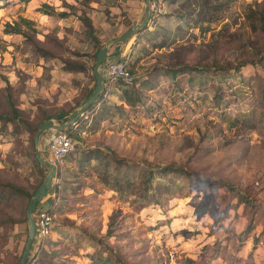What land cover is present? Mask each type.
<instances>
[{
  "label": "rangeland",
  "instance_id": "1",
  "mask_svg": "<svg viewBox=\"0 0 264 264\" xmlns=\"http://www.w3.org/2000/svg\"><path fill=\"white\" fill-rule=\"evenodd\" d=\"M148 11L114 56L127 57L135 85H151L132 105L120 83L101 88L77 118L51 231L24 264H163L169 250L179 261L203 248L218 249L214 264H264V0H149ZM143 17L142 0L0 8V102L10 92L20 110L0 119V264L16 263L27 195L46 173L34 157L38 123L81 104L94 85L95 47ZM64 61L84 68L67 71ZM182 64L202 71L161 73Z\"/></svg>",
  "mask_w": 264,
  "mask_h": 264
},
{
  "label": "built area",
  "instance_id": "2",
  "mask_svg": "<svg viewBox=\"0 0 264 264\" xmlns=\"http://www.w3.org/2000/svg\"><path fill=\"white\" fill-rule=\"evenodd\" d=\"M123 54L119 52L117 56H106L102 60L99 66V71L104 73L102 89L110 88V85L113 83L122 82L129 84L132 81L133 75L129 72L127 57H124ZM76 126L77 122L74 121L66 126L69 130L65 128H48L41 135L39 141L40 151L45 159L54 164V174L51 179V185L53 184V187L50 185L51 188L47 190L45 196L40 200L41 204H35L32 210V218L35 224L32 244L35 247L41 246L43 240L51 231V205L57 198L56 191L60 187L55 181H59V177H61L64 158L74 150L76 140L72 138V135L68 131L76 130ZM78 132H81V130H78ZM163 264H179L173 250H169L166 253Z\"/></svg>",
  "mask_w": 264,
  "mask_h": 264
},
{
  "label": "water",
  "instance_id": "3",
  "mask_svg": "<svg viewBox=\"0 0 264 264\" xmlns=\"http://www.w3.org/2000/svg\"><path fill=\"white\" fill-rule=\"evenodd\" d=\"M142 3H143V11H144V17L142 21L140 22L133 21L120 35L106 41L102 46H100L96 50L93 65H92V70H91V73L94 78V85L91 91L85 97V99L81 102V104L77 108L72 109L69 112L54 116L52 118L50 117V118L44 119L38 123V127L35 130L34 135H33L34 156H35V159L41 165H43V167L46 169V173L43 179L39 182V184L34 189L32 195L27 200L26 208H25V217L27 221V234H26L20 254L15 264H24L26 260L27 253L32 244V240H33L34 232H35V224L32 218V210L35 204L39 202L45 196L47 190L50 188L51 179L54 174V164L42 156L40 148L38 147V144H39L38 141L40 139V136L48 128L62 129L68 126L70 123L76 121L77 118L87 108V106L98 97L99 91L101 90L102 85H103V78L99 71V66L102 60L106 56L116 55L119 51L120 44L124 42L131 35L132 32L136 31L138 28L146 24V21L149 15V11H148L149 10V0H142ZM110 43L113 44L112 51H108V45Z\"/></svg>",
  "mask_w": 264,
  "mask_h": 264
},
{
  "label": "trees",
  "instance_id": "4",
  "mask_svg": "<svg viewBox=\"0 0 264 264\" xmlns=\"http://www.w3.org/2000/svg\"><path fill=\"white\" fill-rule=\"evenodd\" d=\"M64 13H65L64 11L59 12L60 15H62ZM78 18L80 19L82 25L84 26L86 34L93 40V42L95 44L96 43L99 44L98 38L94 35V30H93V26H92V23L90 21V18L85 13H83L82 11L78 14ZM20 20L26 25L30 24V21H28L27 19L20 18ZM6 25H7V27L5 29L8 30L9 32H17V33L22 34V36H24V38H27L26 33L24 31H22L21 29H19L15 25V23H6ZM31 44L33 45L32 42H31ZM99 47H100L99 45H97L95 47V52ZM37 49H39L41 51L40 53H38L41 57L42 56L44 57V55L47 53L46 50H43L40 47H38ZM95 52H94V57H95ZM63 65L67 71L68 70H83V68H84V65H82L80 63H76L74 61H64ZM201 71H202L201 67H194L191 65L182 64V65H177L174 67L163 69L161 71V73L166 74L170 77H174L177 73H187L188 72L189 74L190 73L192 74V72H201ZM129 72L131 73L130 69H129ZM3 80H4L5 86H6V88H3V90L9 89V87H10L9 82L6 79H3ZM117 83H120L121 85H123L122 89H121V93L119 95L120 99L122 101H124L126 104L132 105L136 101H138L140 96H141L140 95L141 93L139 90L142 87H144V85H147L149 83V81L148 80H139L136 85H135V79H132V81L129 84H124L122 82H117ZM150 85L151 84H148V86H150ZM262 89H263V94H264V87ZM4 103L5 104H2L0 102V106L1 105L5 106L4 109H0V119H4V120H17V119H19L20 118L19 117L20 110L14 104L10 92L4 93ZM63 113H65V112H63ZM63 113L56 114L55 116L61 115ZM49 117H51V116L50 115L44 116L41 120L47 119ZM37 127H38V125H37ZM75 131L76 130L68 131V132L72 135ZM113 160H117V159L114 158ZM168 172H170V171L163 168L160 171V174L164 175V174H167ZM34 189L27 195L28 198L32 195ZM12 190L17 191L18 189L13 188ZM18 192H19V190H18ZM178 232H180L181 234H184L187 232V229H180V230H178ZM202 250H204V248L201 249L199 252H197L194 256H182L181 259L179 260V264H214V263L210 262V259L216 255L218 249L208 248L207 252H209V253H205V252L202 253Z\"/></svg>",
  "mask_w": 264,
  "mask_h": 264
},
{
  "label": "crops",
  "instance_id": "5",
  "mask_svg": "<svg viewBox=\"0 0 264 264\" xmlns=\"http://www.w3.org/2000/svg\"><path fill=\"white\" fill-rule=\"evenodd\" d=\"M8 2V0H0V8H3V7H5V5H6V3ZM72 8H74V7H72ZM67 13L69 12V11H66ZM76 12H77V15H76V17H77V20H79L80 21V19L78 18V14L81 12V10L80 9H77L76 10ZM65 15V14H64ZM87 15V14H86ZM62 16H63V14H62ZM88 16V15H87ZM89 17V16H88ZM90 18V17H89ZM90 21H91V23L93 22L92 20H91V18H90ZM81 22V21H80ZM92 26H93V24H92ZM101 73V75H102V78H104V73L103 72H100Z\"/></svg>",
  "mask_w": 264,
  "mask_h": 264
}]
</instances>
